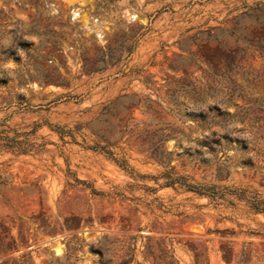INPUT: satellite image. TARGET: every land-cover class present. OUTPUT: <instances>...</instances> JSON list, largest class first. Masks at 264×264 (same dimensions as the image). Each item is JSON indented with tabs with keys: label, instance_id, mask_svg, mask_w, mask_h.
Here are the masks:
<instances>
[{
	"label": "rangeland",
	"instance_id": "obj_1",
	"mask_svg": "<svg viewBox=\"0 0 264 264\" xmlns=\"http://www.w3.org/2000/svg\"><path fill=\"white\" fill-rule=\"evenodd\" d=\"M0 264H264V0H0Z\"/></svg>",
	"mask_w": 264,
	"mask_h": 264
}]
</instances>
